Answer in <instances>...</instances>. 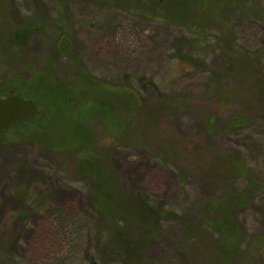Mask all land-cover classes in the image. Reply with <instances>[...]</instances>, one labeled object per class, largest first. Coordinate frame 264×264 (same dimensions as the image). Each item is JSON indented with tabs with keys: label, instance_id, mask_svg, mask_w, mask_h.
Instances as JSON below:
<instances>
[{
	"label": "rangeland",
	"instance_id": "1",
	"mask_svg": "<svg viewBox=\"0 0 264 264\" xmlns=\"http://www.w3.org/2000/svg\"><path fill=\"white\" fill-rule=\"evenodd\" d=\"M58 1L0 0L1 89L17 77L31 80V69L51 58ZM62 1L72 11L65 27L79 61L52 59L57 76L76 77L80 64L137 98L114 94L126 133L113 145L111 126L99 119L90 126L116 201L142 214L150 202L177 216L157 218L147 238L132 225L135 245L112 254L110 223L91 205L93 181L77 171L78 151L0 134V263L134 264L136 257L140 264H264V248L246 253L264 237V190L230 210L241 236L232 255L219 247L224 230L210 209L249 182L232 176L234 157L258 166L253 174L264 187V0H205L176 23L150 18L157 11L136 15L145 0ZM34 18L43 27L16 48L11 34ZM181 56L203 61L180 63ZM231 115L244 119L234 131ZM62 214L74 216L67 230Z\"/></svg>",
	"mask_w": 264,
	"mask_h": 264
},
{
	"label": "trees",
	"instance_id": "2",
	"mask_svg": "<svg viewBox=\"0 0 264 264\" xmlns=\"http://www.w3.org/2000/svg\"><path fill=\"white\" fill-rule=\"evenodd\" d=\"M202 1L203 3L206 2L205 0H145V5L137 8L135 14L140 15V12H143L151 15L150 12L157 11V14L155 13L154 17L150 18L155 21L160 20V22L176 23L178 20L183 21L185 15L189 16L190 13H194L192 8L201 5ZM62 5H64V8H61ZM57 10L59 19L54 25L58 33L49 44L51 50L49 52L52 53L51 58L47 57L42 66L40 65L41 67L35 66L31 69V80L25 76L17 77L16 80H13V83L4 82L5 84L2 85L4 86L3 89L0 88V97L18 95L33 99L38 105V112L32 119L20 122L7 130H0V134L8 140L13 138L21 142L39 140L55 151L65 152L66 150L64 149L66 148L78 151L79 164L77 171L81 174L89 175L93 181L91 205L110 223L107 248L112 254H120L126 247L129 248L135 245L137 236L132 237L130 233L132 225L143 227L145 232L142 237L147 238L156 231L153 222L157 218L168 219L177 216V213H171L169 209L145 202L142 203L144 209V214H142L116 201L109 174L97 163L94 157L95 147L98 145L96 144L97 140L90 135V126L98 119L111 126L113 137L110 139L111 143H108L113 145L114 142L119 140V137L126 133H124L126 126L120 125V120L114 113V94L118 93L130 102H135L137 98L133 92L126 90L125 87H123L124 91L116 89L117 92L106 81L102 80V82L91 75L90 72H87L84 66L80 64L76 77L60 79L57 76L52 59L66 57L75 62L78 60L74 39L65 27V20L72 17V15H69L72 14V11L68 3L62 0L57 2ZM163 10L165 11L163 12ZM36 20L34 18L33 21L18 27L11 34L12 40L17 45L15 46L16 48L23 46L24 42L22 41H25L28 34L34 31L35 28L38 30L43 27V24L36 23ZM120 26L119 30L121 29ZM178 60H180V63L189 65L193 61L195 65H200L203 61V59H193L192 61V59L184 56L179 57ZM195 65L193 64L192 66ZM216 74L215 72V79L217 78ZM227 121L231 123V131H234L237 126L244 122V119L231 115ZM234 158L232 176L234 178L236 176L245 177L249 182L244 188L235 189L234 197L226 194L217 201L210 202V209L216 212L213 217V223L224 230L219 247L227 255H232L233 251L238 248L241 238L237 231V224L229 216L230 210L234 206L237 207L244 202L252 201L264 190L259 179L253 174L254 170H258L259 167L255 165L249 166L247 161L240 159V157ZM17 194L24 198L23 194ZM73 220L74 216L72 214H62L58 217V222L59 224L61 223L63 230H67V227L69 228L67 226L68 223ZM63 224L65 225L63 226ZM142 237L141 239H143ZM246 248H248L246 249L248 254L260 252L264 248V237L253 239ZM2 254L3 251L0 249V255ZM134 261L135 263L132 261L134 264H140L138 258L134 257Z\"/></svg>",
	"mask_w": 264,
	"mask_h": 264
},
{
	"label": "water",
	"instance_id": "3",
	"mask_svg": "<svg viewBox=\"0 0 264 264\" xmlns=\"http://www.w3.org/2000/svg\"><path fill=\"white\" fill-rule=\"evenodd\" d=\"M37 112L38 105L33 99L18 95L0 97V130L32 119Z\"/></svg>",
	"mask_w": 264,
	"mask_h": 264
}]
</instances>
